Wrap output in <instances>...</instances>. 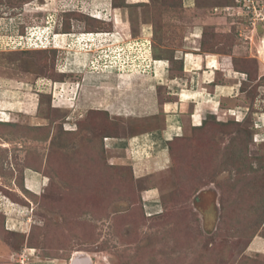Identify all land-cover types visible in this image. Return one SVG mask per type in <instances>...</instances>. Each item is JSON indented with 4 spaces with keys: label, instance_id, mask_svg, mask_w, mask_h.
<instances>
[{
    "label": "rangeland",
    "instance_id": "obj_1",
    "mask_svg": "<svg viewBox=\"0 0 264 264\" xmlns=\"http://www.w3.org/2000/svg\"><path fill=\"white\" fill-rule=\"evenodd\" d=\"M184 1L129 3L133 32L170 19L178 35H217L247 73L237 104L250 110L220 127L205 114L175 167L136 178L106 145L124 124L90 111L88 70L143 72L151 45L89 39L86 0H0V264H264V0Z\"/></svg>",
    "mask_w": 264,
    "mask_h": 264
},
{
    "label": "crops",
    "instance_id": "obj_2",
    "mask_svg": "<svg viewBox=\"0 0 264 264\" xmlns=\"http://www.w3.org/2000/svg\"><path fill=\"white\" fill-rule=\"evenodd\" d=\"M113 1L86 0L88 16L107 27L89 31L95 36L93 39L87 34L89 39L98 44L105 41L110 47L132 42L146 49L150 44L152 49L146 52L147 70L143 72L134 65V68L113 65L109 70L103 63L99 72L88 70V106L90 110L111 112L110 118L124 124L118 134L105 135L107 147L122 154L116 159L130 165L136 178L151 175L154 178L171 166L169 142L181 137L188 126H202L207 119L205 114L215 116L217 121L228 114L236 116L237 108H242V117L248 114V107L237 104L244 93L242 86L247 73L233 67L232 54L202 47L206 36L200 25L191 23L178 35L172 30L170 19L164 20L157 33L152 23L139 22L135 34L127 9L115 7ZM147 1L126 0L127 3ZM193 4L192 0L184 1L187 10ZM156 36L164 45L156 44ZM92 51L93 59H103L99 49ZM170 58L180 61L181 69L172 71ZM164 88V96L170 99L162 100L158 90ZM109 94L113 95L109 97ZM4 109L13 112L10 107ZM146 192L148 203H156L155 186Z\"/></svg>",
    "mask_w": 264,
    "mask_h": 264
},
{
    "label": "trees",
    "instance_id": "obj_3",
    "mask_svg": "<svg viewBox=\"0 0 264 264\" xmlns=\"http://www.w3.org/2000/svg\"><path fill=\"white\" fill-rule=\"evenodd\" d=\"M113 5L115 6V7H121V8H125V6H128L129 5V3H127L126 2V0H114L113 1ZM88 17V20L86 21V28L88 27V31H85V32H89V31H97L98 29H107V27L106 26H103L102 24H101V21H98V20H96V19H94L93 17H91V16H87ZM99 22V23H98ZM105 27V28H104ZM207 30V29H206ZM206 30H204V35L205 36H207V32H206ZM65 32H67V33H71V31H65ZM156 33H157V30H156ZM214 37H213V39L212 40H210V39H206V37H205V39H204V41L202 42V47L204 48V49H213L214 51H217V52H221V53H224V51H220V49H218V45L220 44V42H218V41H213L215 38H216V36L217 35H213ZM219 36V35H218ZM216 43H218L217 45H216ZM208 45H210V46H208ZM214 45H216V46H214ZM211 47V48H210ZM226 54H230L229 52H227ZM236 59V60H235ZM172 60H174L173 58H170V62H171V70L172 71H175V70H178V69H181V63H180V61H177V62H175V60H174V62L172 61ZM237 58H234V56H232V60H231V62H232V65H233V67L234 68H236L237 70H240V71H243V72H246L244 69H241V68H239V65H237ZM176 63H178L179 65H176ZM175 64V65H174ZM242 88H243V90H244V85L242 86ZM91 111V113L92 114H96V115H98V116H101V115H108V113L107 112H104V111H100V110H90ZM247 116V115H246ZM212 117V120H214L215 122H217V124H218V126L220 127V126H225L227 123H228V121L227 122H223V121H217L216 120V117L215 116H211ZM210 117V118H211ZM107 118H108V116H107ZM211 120V121H212ZM101 121V120H100ZM240 123H242V122H239V121H237L236 122V124H240ZM207 124V119L206 120H204V122H203V124H202V126H200V127H198V128H192V129H194L195 131H201L202 129H204V127H205V125ZM217 131H219V130H217ZM115 132V134H117L118 132L117 131H114ZM202 132V131H201ZM104 137V136H103ZM176 143H179V144H182V147L181 148H183V149H186L188 146H189V143H191L192 144V139L190 140L189 139V136H187V134L186 133H184L181 137H176L174 140H172V141H170L169 142V151H170V157H171V161H172V165L175 167V156H176V153H177V156H178V154H179V151H178V149L176 150L175 149V144ZM132 169V168H131Z\"/></svg>",
    "mask_w": 264,
    "mask_h": 264
},
{
    "label": "built area",
    "instance_id": "obj_4",
    "mask_svg": "<svg viewBox=\"0 0 264 264\" xmlns=\"http://www.w3.org/2000/svg\"><path fill=\"white\" fill-rule=\"evenodd\" d=\"M254 2L252 1L251 3H245L243 4V7L246 8V10H249L251 12V14L254 15V13H256V6L253 4ZM252 4V5H251ZM92 33H88V35H91ZM89 38V37H88ZM106 67V66H105ZM24 260H22L23 262Z\"/></svg>",
    "mask_w": 264,
    "mask_h": 264
},
{
    "label": "water",
    "instance_id": "obj_5",
    "mask_svg": "<svg viewBox=\"0 0 264 264\" xmlns=\"http://www.w3.org/2000/svg\"><path fill=\"white\" fill-rule=\"evenodd\" d=\"M264 40V39H263ZM90 259L88 256H82L80 258H77L73 263L74 264H90Z\"/></svg>",
    "mask_w": 264,
    "mask_h": 264
},
{
    "label": "clouds",
    "instance_id": "obj_6",
    "mask_svg": "<svg viewBox=\"0 0 264 264\" xmlns=\"http://www.w3.org/2000/svg\"><path fill=\"white\" fill-rule=\"evenodd\" d=\"M98 18H99V17H98ZM53 34H55V35H56V34H58V33H56V32H53ZM53 34H52V36H50V38H51V39H53V36H54ZM67 34H68V33H67ZM86 34H88V33L86 32ZM48 45H49V44H48ZM47 47H48V46H47Z\"/></svg>",
    "mask_w": 264,
    "mask_h": 264
},
{
    "label": "bare ground",
    "instance_id": "obj_7",
    "mask_svg": "<svg viewBox=\"0 0 264 264\" xmlns=\"http://www.w3.org/2000/svg\"><path fill=\"white\" fill-rule=\"evenodd\" d=\"M263 46H264V43H263ZM44 48V47H43ZM89 259H90V257H88ZM77 259V257H75V260ZM73 261H74V258L72 259V261H71V264H74L73 263ZM91 261V260H90ZM91 264V263H90Z\"/></svg>",
    "mask_w": 264,
    "mask_h": 264
}]
</instances>
